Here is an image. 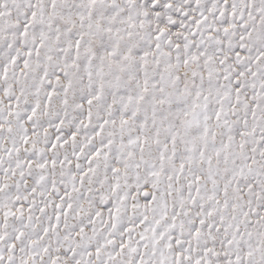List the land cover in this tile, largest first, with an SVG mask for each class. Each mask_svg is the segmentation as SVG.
Masks as SVG:
<instances>
[{
    "label": "snow or ice",
    "instance_id": "obj_1",
    "mask_svg": "<svg viewBox=\"0 0 264 264\" xmlns=\"http://www.w3.org/2000/svg\"><path fill=\"white\" fill-rule=\"evenodd\" d=\"M0 264H264V0H0Z\"/></svg>",
    "mask_w": 264,
    "mask_h": 264
}]
</instances>
